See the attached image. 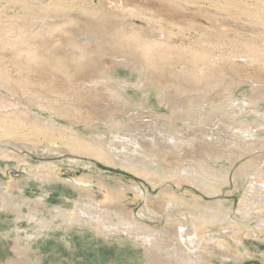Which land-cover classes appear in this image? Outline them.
Wrapping results in <instances>:
<instances>
[{
	"label": "rangeland",
	"instance_id": "1",
	"mask_svg": "<svg viewBox=\"0 0 264 264\" xmlns=\"http://www.w3.org/2000/svg\"><path fill=\"white\" fill-rule=\"evenodd\" d=\"M53 2L56 8L46 9L50 0H0V73L16 83L0 94L41 101L43 109L25 104L45 125L53 118L64 128L47 130L52 137L30 135L5 149L13 159H0V264H169L135 235L158 232L160 246L171 244L181 211L199 218L191 208L196 200L229 208L232 219L204 222L209 229L199 232L248 236L245 254L223 235V249L205 260L264 264V226L256 235L254 217L249 226L241 222L245 181L235 184L241 166L254 163L258 179L264 165V0H185L178 12L169 0ZM118 80L126 83L123 97L113 98ZM247 129L259 140L248 153H199L210 141L230 146ZM160 131L174 132L177 145L143 144L131 163L105 145L109 155L100 151L117 136L152 144ZM150 158L154 170L146 167ZM197 158L203 171L220 174L219 182L209 181L212 189L185 175ZM106 209L103 218L116 226L99 229L92 217Z\"/></svg>",
	"mask_w": 264,
	"mask_h": 264
},
{
	"label": "bare ground",
	"instance_id": "2",
	"mask_svg": "<svg viewBox=\"0 0 264 264\" xmlns=\"http://www.w3.org/2000/svg\"><path fill=\"white\" fill-rule=\"evenodd\" d=\"M183 1L185 2V0H169V3L171 4V5H169V9L172 12L180 11L181 6H183V4H186V3H183ZM50 2H51V4L48 3L49 4V5H47L48 7L45 6V5H44V7H46V9H48V8L50 9V7L52 5L53 7H51V8H56L55 3L53 2V0H50ZM187 3H188V1H187ZM46 32H47V30H46ZM47 33H49V31ZM47 33H45V34H47ZM197 56L199 58H201V57H203V54H202V56L201 55H196V57ZM253 56H255V55H253ZM116 73H118V74L120 73L121 74L120 70H117ZM104 78L107 79L106 76ZM93 81H88V84H85L83 86L84 88H86L88 90V92L91 91L90 88H92V86H90V85H92V83H94ZM10 83L11 84H16V83L13 82L12 78H10L7 75L4 76L2 73H0V91L1 90L2 91H8V88L10 87ZM97 83L98 82H95L96 85H98ZM125 84H126L125 81H121V80L116 81V83H115L116 86L114 85V89L110 92L111 96H113V98H119L120 96H122V94H121L122 90H119V89H122ZM102 86H104V85H102ZM124 90H125V88H124ZM94 91H97V90H93V92ZM2 93H4V92H2ZM123 94H124V92H123ZM20 95L21 94L19 93L18 96H20ZM106 95L108 96V94H106ZM12 96H13V94H12ZM16 99H15V101L12 100L14 102H11V100L8 99L7 96H4L3 94H0V159H7V160H8V158H12L13 159V157H14V153H12L13 151L9 152V151H5V149H8L9 147L16 145L17 142L27 143L26 138H28V136L34 135V134L35 135L36 134L37 135L42 134L44 137H46L48 135H50L52 137V135L47 130H50V131L59 130V132H60V128H62V126H63L62 124H60L57 120H54L53 118L52 119L49 118L47 120L48 123L45 125L44 124L45 122H43V118L41 117V114H39L38 112H32L31 113L30 112L31 111V109H30L31 107L29 108V106H27V104H25V103L33 104L35 102L34 104L39 109H41L42 105H43L41 101L37 100V101L33 102V101H31V100H29L27 98H26L27 100L26 99L22 100L21 98L18 99L17 97H16ZM237 104H239V103H237ZM241 105H243V104H241ZM241 105L239 104L238 106L242 110H244L245 107L242 108L243 106H241ZM11 107H14L15 109L9 110V108H11ZM42 112H44V111H42ZM57 114H59V113H57ZM69 116H70V114H69ZM35 119L40 124H38V123L36 124ZM44 120H46V119H44ZM62 129H64V128H62ZM248 129H247V134H246L247 136L237 135V137L238 136H240V137L236 138V141H233L234 143H231L230 146H224V147H221V148L219 147L218 148L217 147L218 145L215 146V144L217 142L214 141L215 142L214 143V142L210 141L209 142V147L201 149L199 153L202 154V157H204V158L206 156H210V158H212V157L216 158V157L219 156V154H223V155L227 154V156L228 155L229 156L230 155L231 156H233V155L240 156V155H243L245 153H248L249 151H251L253 149L251 146H249L250 143H252V142L254 143V141H255V144H256V142L259 141L258 139L255 138L254 134L251 131H249ZM250 129H251V127H250ZM160 133H161L160 134L161 137H159V138L152 137V139H151L152 144H149L148 142H145V141H143V142L140 141L139 139L136 138L135 135H133V136H131V135L130 136H121V137L117 136V138H119V141H117V142H114V143L112 141H110V142H107V141L106 142L105 141L102 142L100 151L103 152V154L109 155V152L104 148V145H105V147H107L109 150H111L110 151L111 152L110 155L118 156L120 158V160L122 159L124 162H130L131 163L134 159H137L139 157V155H141V153L145 152L142 149V145L143 144H147L148 146L150 145V146L160 147L161 143L163 142L164 144H166V146H168V144L166 142H168V140H170L173 146L177 145L176 142H177V137L178 136H176L174 134V132L173 133H171V132L169 133V131H168V133L165 134L164 131H160ZM31 138H33V137H31ZM246 138H248V139H246ZM162 139H163V141H162ZM56 140H57V138H56ZM241 140H243V141H241ZM114 141H116V140H114ZM196 141H197V139L192 142V145H193L194 149L192 147L191 148L193 150H196L195 149L196 146L198 148L199 143H197ZM4 142H5V144H3ZM70 144L71 143H69L68 145H70ZM78 144H80V143H77V145ZM71 146L73 148H76V149H82L81 147H78V146H76L74 144L71 145ZM120 147H122V149H123L122 151L119 150ZM154 153H155V151H154ZM154 153L149 154V157L150 156L151 157L154 156L155 155ZM156 156H158V155H156ZM159 158H160V156L157 157V159H159ZM192 160L195 162V166L190 168L189 170H184L185 171V175L188 177V179L195 180V181H197L199 183H202V185H205L208 189H212L211 182H209V181H213V182H216V183L219 182L218 180H219L220 174L217 173L219 175L218 176L215 173L216 170L213 172L214 169L211 170V172L215 173V174H212L210 172V170L203 171L202 158H197V159H192ZM153 163L154 162L150 158L148 160V166H146V167H149L148 169H150V170L151 169L154 170L155 166H153ZM146 167H145V169H146ZM255 167H256L255 164L254 163L252 164V162H250L249 165L241 166V170L239 172V174L241 173V175H240V177L239 176L235 177L236 178L235 184H236V187H237L238 185H242L241 183L243 181H245V184L243 183V185H242V187H243V195H242V197L240 199L239 207H238L237 212L240 214V217H241V220H242L241 222L244 223V226L245 225L249 226L250 225L249 222L251 221L250 219L252 217L255 218L254 220H252V222L254 224L252 223L253 225H250V226L253 229V233H256V235H257L258 233H260V230L264 226V207H263V205H264V196L261 193V192H264V165L259 170L260 174H258V175H260V177L258 179H256V176H255L257 174V172H258V171L257 172L255 171ZM144 172H145V170H144ZM183 176L181 178H183ZM204 178H206V179L204 180ZM239 178H243V181H242V179H239ZM238 188L239 187H237V189ZM166 204H167L166 206L169 209L170 207L173 206L174 203L172 202V200H167ZM220 204L222 205V203H220ZM218 205H219V203H218ZM212 206H214V205L213 204L212 205L206 204V203H204L202 201H197V200L194 201V205H192L191 208H196V210L198 208V212L196 211L197 213H194V214L199 216V218H194L193 216L191 217L189 209H188V211H181V213H182V214H180L181 217L179 215L178 216L180 218H182L181 219L182 222H180L178 224V227H179L178 231L177 232L174 231L176 233V234H174L175 235L174 236L175 240L172 237L173 242L171 244H167V245L164 244L165 246H160L159 243H158V240H159L160 237H162V234H159L158 232L153 234L154 232H152V231L151 232H142V233H140V231H138L139 233L136 234L135 236L139 237L140 243H142L145 246H148V247H146L147 250H149L150 252L151 251L152 252L158 251L161 255H164V257L168 258L167 261H169L168 262L169 264H210V263H213L212 261L205 260V259H207L206 255L207 254H212V251H214V250H218L219 251L220 249H223V247L221 245L222 242H223V239H224V238L222 239L223 235H225L226 237L232 239L234 241L233 245L235 246V248L237 246L238 249L241 252H244L243 254H245L246 250L248 251L247 247H248L249 243H247V241H246V238L248 236H246L245 234L242 235V232H241V235H239L238 230H237L238 233L236 231L229 230V231L226 232V234L222 233L221 231H210V230H204V232H202L203 230L201 232L198 231L199 229H201V227L202 228L206 227L205 224H203L204 222H210L213 225H215V224L223 223V222H225L226 220L229 219L228 218V216H229L228 214L230 212L229 208H227V207L226 208H222L223 205H222V207H220V206L219 207H217V206L216 207H212ZM244 207H246L245 210H244ZM191 208H190V210H191ZM251 211H256V212H251ZM110 213H111L110 210L106 209V211H102L100 213V215L97 214L98 216L95 215L94 217H92V219L97 221V223L99 225L98 226L99 229H107V228L113 226L114 222H110L109 220L103 218L105 216H106L105 218H108ZM231 215H233V214H231ZM1 216H3V215H1ZM201 219H202V222L200 224L198 222ZM229 220H232V219H229ZM130 223H131V221H130ZM238 225L239 224H237L236 226H238ZM114 226H116V225H114ZM131 226H133V225L131 224ZM134 226H136V225L134 224ZM233 226H235V225H233ZM244 226H243V228H244ZM231 227H232V225H231ZM128 228L130 229V227H128ZM206 228H208V227H206ZM127 230L128 229H126V231ZM130 231L131 230H129L128 233H130ZM168 231L170 233L172 232V234H173V231H170V230H168ZM244 231H243V233H244ZM169 232H166V233H169ZM131 234H132V232H131ZM248 234H249V232H248ZM171 235H169V236H171ZM250 235H251V232H250ZM164 236H165V234H164ZM215 242H216V244H215ZM168 243H170V242H168ZM214 245H216V246H214ZM233 245H231V246H233ZM212 246H214L215 248L212 249ZM240 254L241 255H240L239 258H243L244 255L242 253H240ZM238 256L239 255H237V256L236 255L235 256L231 255L229 257H233V258L237 259ZM23 259H24V255L21 256L20 260H23ZM236 259H233L234 262L237 261ZM23 262L24 261H22V263ZM14 263L18 264L19 262L18 263L14 262ZM14 263H12V264H14ZM22 263H20V264H22ZM221 264H226V262L225 263L221 262Z\"/></svg>",
	"mask_w": 264,
	"mask_h": 264
}]
</instances>
